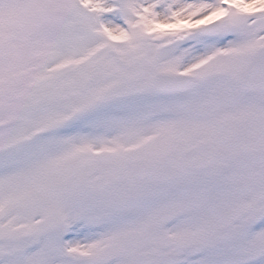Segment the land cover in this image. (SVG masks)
Wrapping results in <instances>:
<instances>
[{"label": "snow or ice", "instance_id": "6c2138e0", "mask_svg": "<svg viewBox=\"0 0 264 264\" xmlns=\"http://www.w3.org/2000/svg\"><path fill=\"white\" fill-rule=\"evenodd\" d=\"M0 264H264V0H0Z\"/></svg>", "mask_w": 264, "mask_h": 264}]
</instances>
